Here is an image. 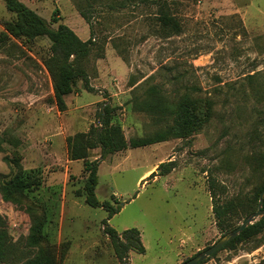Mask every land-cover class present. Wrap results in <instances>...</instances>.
Segmentation results:
<instances>
[{"label":"rangeland","instance_id":"1","mask_svg":"<svg viewBox=\"0 0 264 264\" xmlns=\"http://www.w3.org/2000/svg\"><path fill=\"white\" fill-rule=\"evenodd\" d=\"M20 1L51 28L65 24L87 41L83 9L105 57L93 50L84 67L94 90L78 81L60 112L44 66L51 42H0V177L31 185L10 201L0 190V264L54 252L58 264H122L109 227L140 232L146 253L130 252L128 264H183L256 213L264 185V0ZM163 15L180 31L164 28ZM15 18L0 0V22ZM148 98L171 103L173 113L154 120L143 111ZM107 100L128 141L167 137L101 160L96 196L121 208L109 221L106 210L86 204L84 162L71 161L67 147L68 137L100 125ZM101 157L96 149L89 161ZM149 170L157 176L141 179ZM214 204L231 211L218 221ZM203 264H264V230Z\"/></svg>","mask_w":264,"mask_h":264},{"label":"trees","instance_id":"2","mask_svg":"<svg viewBox=\"0 0 264 264\" xmlns=\"http://www.w3.org/2000/svg\"><path fill=\"white\" fill-rule=\"evenodd\" d=\"M130 3L149 2L155 3L157 0H127ZM6 8L15 15L13 21L0 22L4 28V32L0 35V42L8 39H24L28 42H35L39 38H47L51 42L50 53L48 59L44 61V66L49 73L54 90V99L56 106L60 112L67 110L66 97L75 92V86L78 81H82L85 89L92 92L88 77V72L84 67V62L92 54L95 48L98 49L97 58L105 57L104 45L98 46L94 36V30L91 24L90 16L80 9V15L85 19L90 27L91 37L87 41H83L70 27L65 24H59L57 29L51 28V24L29 8L20 0H4ZM126 7L125 3H122ZM162 25L166 29L180 31L179 25L169 17L163 15L160 19ZM155 94V90L150 92V96ZM188 102L183 101L180 105L181 109H188ZM143 111L149 114L156 121H165L163 118L173 113V105L167 102L160 105L153 98H148L143 105ZM117 112L109 100L102 104L101 111L97 113V120L100 125H92L88 132L77 133L67 138L68 156L71 161H83L84 171L86 174V182L83 190V196L86 197V204L92 208H102L108 213V221L121 211L120 207H114L110 202L101 203L96 196V188L99 183V166L101 160L108 155H115L129 149H137L144 146L154 145L167 141V137L163 133L153 135L148 138L132 139L128 141L123 133L121 126L113 124V119ZM177 133L176 135H178ZM96 149H101L102 157L95 161H89L90 153ZM9 162L8 159H6ZM162 164L159 168H162ZM169 172L164 174H169ZM164 174H160L163 176ZM157 176L155 173L151 177ZM3 179L0 177V180ZM2 182L0 190L4 193V199L11 200V195L23 193L31 186L25 182L23 178L18 177L9 182ZM6 193V195H5ZM264 193V185L258 191L256 198L260 201V195ZM231 209L224 207L220 209L218 206L213 207V212L221 221L230 212ZM108 221L104 222V226H108ZM264 230V218L247 228L241 235L226 247L236 243L244 242L252 237L258 236ZM104 233L109 237L113 246L115 255L122 261V264H128V256L130 252L145 254L146 249L143 245L141 234L138 229H129L119 234L116 230L109 227ZM34 239V244L36 238ZM24 264H58L55 252L52 254L44 253L41 256L29 260ZM203 264V263H202Z\"/></svg>","mask_w":264,"mask_h":264},{"label":"water","instance_id":"3","mask_svg":"<svg viewBox=\"0 0 264 264\" xmlns=\"http://www.w3.org/2000/svg\"><path fill=\"white\" fill-rule=\"evenodd\" d=\"M264 218V193L260 195L259 207L256 213L250 215L244 222L231 233L226 234L223 236L215 245L211 246L210 248L204 250L203 252L199 253L195 257L191 258L190 260L184 262L183 264H202L207 259L213 257L222 249H224L228 244L232 241L237 239L239 235H241L247 228L254 225L258 220Z\"/></svg>","mask_w":264,"mask_h":264},{"label":"crops","instance_id":"4","mask_svg":"<svg viewBox=\"0 0 264 264\" xmlns=\"http://www.w3.org/2000/svg\"><path fill=\"white\" fill-rule=\"evenodd\" d=\"M82 40H83V41H86V39H82ZM152 171H153V170H149V171H147L141 179H144V178H146L147 176H149V175L152 173Z\"/></svg>","mask_w":264,"mask_h":264}]
</instances>
